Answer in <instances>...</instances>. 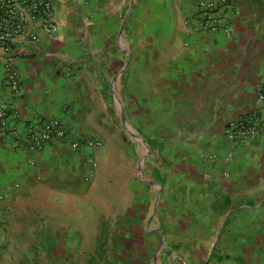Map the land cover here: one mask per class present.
<instances>
[{"label":"crops","instance_id":"1","mask_svg":"<svg viewBox=\"0 0 264 264\" xmlns=\"http://www.w3.org/2000/svg\"><path fill=\"white\" fill-rule=\"evenodd\" d=\"M195 2L55 0L52 35L0 51V106L11 103L2 70L9 63L19 77V118H55L70 136L101 142L91 154L71 152L66 139L31 153L0 140V264H50L69 243L60 238L78 234L46 221L62 198L96 185L98 153L107 136H119L110 109L121 92L125 121L161 146L152 156L160 162L146 169L159 178L150 183L156 210L146 219L142 204L127 207L111 231L123 264H147L154 234L155 264H264V125L240 148L222 137L226 122L257 106L264 0H232L228 37L187 27ZM143 221L153 227L142 229Z\"/></svg>","mask_w":264,"mask_h":264},{"label":"rangeland","instance_id":"2","mask_svg":"<svg viewBox=\"0 0 264 264\" xmlns=\"http://www.w3.org/2000/svg\"><path fill=\"white\" fill-rule=\"evenodd\" d=\"M194 14L195 11L187 20L193 18ZM192 26L196 31L198 26L195 21ZM122 97V92L116 93V109H110L114 118L112 126L114 124L115 133L119 136H107L109 141L104 143L98 153L100 173L96 185L86 186L84 193L80 194L82 199L78 198L79 194L62 198L60 205H53L50 219L46 221L52 230L65 227L68 232L78 233L72 239L60 238L64 241L69 239V243L56 248L51 254L50 264H123L124 258L117 251L118 243L113 240L111 231L122 226L128 216L127 207L142 204L146 219L156 210V190L150 183H155V179L159 178L153 177L152 173L146 174V169L153 161L160 162V159H152V156L161 151V146L160 143L153 145V141L146 140L131 129L124 119L120 103ZM128 181L132 182L129 188ZM146 223L141 222L142 229H145ZM147 226L153 227L150 224ZM154 240L155 234L149 235L148 242L153 245L150 244L147 264L157 261ZM99 249L102 251L100 254Z\"/></svg>","mask_w":264,"mask_h":264},{"label":"built area","instance_id":"3","mask_svg":"<svg viewBox=\"0 0 264 264\" xmlns=\"http://www.w3.org/2000/svg\"><path fill=\"white\" fill-rule=\"evenodd\" d=\"M55 0H0V51L6 55L11 51V45L17 39L37 42V33L46 36L56 31L53 17V2ZM234 13L232 0H196L194 17L184 23L194 30L192 23L196 22V31L207 34L221 33L228 37L231 33L229 18ZM194 19V20H193ZM3 82L11 103L7 107L0 106V140L9 139L13 146L28 152L36 153L47 144L57 139H66L71 152L87 151L91 154L101 146V142L85 136H70L62 124L55 118H38L23 120L14 109V100L20 95L17 70L5 63L2 65ZM70 71L65 70V75ZM264 103V83L256 87L257 106L233 120L226 122L222 129V137L233 148L245 146L263 127L261 105ZM231 157L228 152L224 160ZM208 161L215 162L211 156ZM88 162L95 166L89 157ZM31 163V161H29ZM92 177V172L89 178ZM2 199V198H1Z\"/></svg>","mask_w":264,"mask_h":264},{"label":"trees","instance_id":"4","mask_svg":"<svg viewBox=\"0 0 264 264\" xmlns=\"http://www.w3.org/2000/svg\"><path fill=\"white\" fill-rule=\"evenodd\" d=\"M102 253V251L99 249L98 254Z\"/></svg>","mask_w":264,"mask_h":264}]
</instances>
